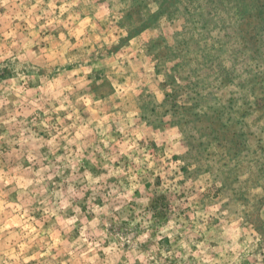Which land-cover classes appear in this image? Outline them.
<instances>
[{"label":"clouds","instance_id":"obj_1","mask_svg":"<svg viewBox=\"0 0 264 264\" xmlns=\"http://www.w3.org/2000/svg\"><path fill=\"white\" fill-rule=\"evenodd\" d=\"M241 23L0 0V264H264V33Z\"/></svg>","mask_w":264,"mask_h":264},{"label":"rangeland","instance_id":"obj_2","mask_svg":"<svg viewBox=\"0 0 264 264\" xmlns=\"http://www.w3.org/2000/svg\"><path fill=\"white\" fill-rule=\"evenodd\" d=\"M223 3L224 0H219ZM235 4L236 14L242 22L237 33L240 38L255 45L261 33H264V3L260 0H228ZM264 107V104H261Z\"/></svg>","mask_w":264,"mask_h":264}]
</instances>
